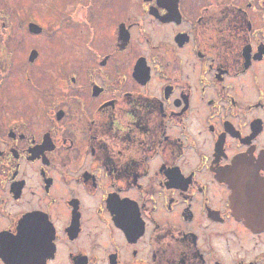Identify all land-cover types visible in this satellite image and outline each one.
<instances>
[{
    "label": "flooded vegetation",
    "instance_id": "af4514ba",
    "mask_svg": "<svg viewBox=\"0 0 264 264\" xmlns=\"http://www.w3.org/2000/svg\"><path fill=\"white\" fill-rule=\"evenodd\" d=\"M112 4L26 21L91 57L0 93V264H264V0Z\"/></svg>",
    "mask_w": 264,
    "mask_h": 264
},
{
    "label": "rangeland",
    "instance_id": "374dc122",
    "mask_svg": "<svg viewBox=\"0 0 264 264\" xmlns=\"http://www.w3.org/2000/svg\"><path fill=\"white\" fill-rule=\"evenodd\" d=\"M86 4L87 0H0V63L1 59L10 54L11 60L8 71L0 72V93L6 89L5 100L10 98L8 105H15L20 100L27 108L35 107L37 109L47 103L55 86L53 79L56 75L54 63L61 62L63 73H65L66 82L63 86L60 84L58 94L63 90L68 95H74L76 86L71 84L70 77H74L75 67L83 58L84 61L90 60V55L80 49V43L83 41L86 29L81 24L70 27L67 24L63 30L49 40L42 33L39 36H30L26 34V21L33 20L42 27L52 19L63 15H73V11H78V3ZM122 0H113V4L106 9L116 8L121 5ZM55 9L57 11H55ZM59 10V12H58ZM104 20L107 16L103 17ZM78 23V21H77ZM13 31L14 34H9ZM108 32V24L103 21L101 34ZM6 34H9L6 37ZM30 47L39 48L41 55L35 65H30L28 54ZM105 48L101 52H105ZM89 55V56H88ZM1 66V65H0ZM33 77L35 82L41 88L46 90L48 98H44L38 91L28 86L26 78ZM0 96V101L2 100ZM34 112L33 109H31ZM35 117V116H34ZM35 119V118H34Z\"/></svg>",
    "mask_w": 264,
    "mask_h": 264
}]
</instances>
